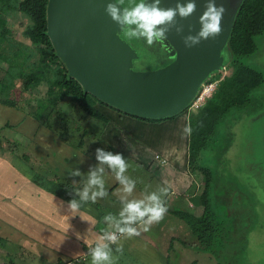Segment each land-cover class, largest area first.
Listing matches in <instances>:
<instances>
[{"label": "rangeland", "instance_id": "374dc122", "mask_svg": "<svg viewBox=\"0 0 264 264\" xmlns=\"http://www.w3.org/2000/svg\"><path fill=\"white\" fill-rule=\"evenodd\" d=\"M31 23V19L23 13L18 12L10 16L8 23V28L11 30L10 39L18 44L21 43L34 48L26 36V30ZM256 40L258 49L254 54L245 57L243 62L264 74V34ZM22 52L19 55L25 57L24 52L21 55ZM10 53L9 50L6 53L0 50V55H2L0 57V79L6 75L7 64L4 58L11 55ZM158 67L157 64H151L148 69L154 70ZM227 70L224 72L223 77L230 75ZM21 86L22 83L18 82V87ZM200 98L191 109L186 110L183 115L178 117L179 121L181 119V121L186 122L188 121L187 118L198 113L200 106L204 104ZM41 100L43 102L47 101L45 84L30 93H25L23 95L24 102L21 104L29 109H34ZM92 101L96 100L92 99ZM4 109L9 108L0 104V127L10 124L12 128L6 129L3 133L6 142L4 146L6 148L2 154L0 153V170L1 172L8 169L14 170L17 166H21L26 168L28 172V161H23L19 164L15 157L29 153L35 143L22 134V128L19 127L21 118L13 114L18 113ZM246 109L232 111L230 116L222 122L218 130L219 138L213 144L214 151L209 150L208 153H202V160L199 162L201 165L210 166L214 172L213 184L215 190L212 197L215 198L216 220L222 225L220 226L221 232L218 234L219 241L211 246V252L224 257L221 264H264V83L253 93L252 103ZM59 110L72 121L71 126H81V134L85 130L88 131L86 136L88 142L85 140L86 145L84 147L86 151L92 154L96 153L97 148L111 151L112 149L110 150L109 148L112 147L110 142L114 143V146L118 147L119 151L111 152L114 154L123 153L124 158L128 162L129 168L126 175L129 172L128 176L134 180H139L142 185L144 184V188L147 186L146 184L154 180L153 176L160 167L157 155L153 154V151H148L146 146H151L155 149L159 148L158 145H155L157 135H161L160 142L162 146L160 148L162 150L165 149L163 152L171 153L170 150L172 145H174L173 135L175 132L172 129L175 128V125L168 124L173 123L174 119L163 121L160 124H150L152 126L147 124L139 126L138 123H133L127 126L128 129L120 130L118 125L115 126L116 123H119L116 118H114L115 124L114 122L105 124L89 117L81 108L76 107L71 102H66L60 106ZM111 114L114 116L113 113ZM121 124L124 125L125 122ZM55 127L59 132L64 131L61 124H55ZM23 131L25 133L26 129L23 128ZM177 132L179 133L178 130ZM69 136L71 138V131ZM133 137L139 142L138 145L134 143L136 139ZM179 140L181 145L175 146L181 148L184 138L181 137ZM105 143H108L107 147ZM226 147H229L227 151L224 150ZM12 148H17L16 154L12 153ZM35 155L32 157H35ZM185 156L186 152L177 156V164L179 166H184L181 159ZM166 158L168 159V156L161 159V162L165 161L163 167L161 165L162 168L171 165ZM39 166V164L35 163L33 167L38 169ZM20 169L25 172L24 169ZM190 170V177L189 174L187 176V184L195 185L199 189V194L202 195L205 190L204 174L196 167L193 168L191 166ZM28 174L31 175V171ZM192 201L197 207L195 198H192ZM180 202L182 203V200ZM184 204L188 207L184 206L179 208V210L188 211V214L194 211V209L192 211L189 207V203L184 201ZM195 214L202 215L203 209L195 211ZM2 222L13 224L10 222L9 211L6 209L0 210V237L2 235V237L6 238L3 243L0 241V264H42L39 258L35 259L36 254L32 255L24 251L26 248L20 241L16 240V233L18 232L15 227H12L14 230H10L11 233L8 235V230L2 228L5 225ZM203 230L206 232L205 228ZM188 240L191 242L190 238ZM193 240L198 241L196 235ZM195 245L198 247L192 246L195 248L193 252L200 253V250H197L200 243ZM201 251L208 252L206 247H203ZM116 255L113 252L114 264H124L126 262L132 264L135 259L126 253L121 256Z\"/></svg>", "mask_w": 264, "mask_h": 264}, {"label": "crops", "instance_id": "0c3cea01", "mask_svg": "<svg viewBox=\"0 0 264 264\" xmlns=\"http://www.w3.org/2000/svg\"><path fill=\"white\" fill-rule=\"evenodd\" d=\"M96 107L106 112L102 111L105 115L107 114L106 116L111 122H114V118H116L119 123L115 124L114 122V124L118 125L120 130L128 129L127 126L133 123H138L139 126L156 124L140 121L108 106L97 104ZM4 110L18 113L13 114L21 118L20 126H18L22 128V134L31 139L48 157L35 155L36 153L31 148L28 153L30 154L28 172L18 168L2 172L0 170V210L6 209L9 211V219L13 223L5 224L2 222L5 224L2 228L8 230V235H10L11 231L14 230L12 227H15L18 232L16 233V240L20 241L26 248L24 251L32 255L36 254L35 259L39 258L42 264H87L91 259L89 253L91 248L95 246L96 237L108 227L103 217L108 214L118 216L121 210L122 205L117 193V189L120 187L118 182L109 172L105 176L108 196L99 199L96 203L82 204L78 212L72 213L68 207V201L33 182L31 176L28 175L29 167H33L35 163L39 164L40 166L36 169L37 172L47 176L48 179L72 186L74 198L78 199L75 196V190L82 188L83 180H86L89 168L97 165L95 154L89 155L84 152L85 150L77 149L62 138L55 129L43 126L36 119L34 120L32 116L22 111L12 110V108ZM181 115L177 116L180 117ZM178 117L176 120H178ZM176 120L174 119L173 123H168L169 125H175V128L172 129L175 134L173 135L174 145L170 150L171 153L163 152L165 149L160 148L162 146L160 142L161 135H157L155 143L159 148L146 146L148 151H153V154L157 155L160 167L161 165L163 167L165 163V161L161 162V159L166 156H168V159H166L171 165L166 168L159 167L158 172L153 176L154 180L146 184L145 188L143 187L144 184L142 185L139 180H135L137 182L136 189L131 197L140 199L145 190L152 192L157 190L158 187H168L169 195L164 198L168 208L167 214L162 221L153 224L148 232L141 230L139 236L127 239L122 237L120 242L123 245V254L115 251L116 245L111 246L114 254H117L116 256L125 253L133 256L135 259L132 264H220L217 257L210 252L201 250L200 253L193 252L194 248L192 246L198 243V241L193 240L194 230L189 223H186L176 214L181 211L179 208L188 207L184 204V201L189 203L192 211L194 209L193 214H195V211L203 209L200 203L199 189L195 185L187 184V176L189 174L190 177L191 171L189 164L190 135H186L183 130L186 126H190V119L187 118L188 121L186 122L181 121V119L180 121ZM123 122H125L124 125L121 124ZM23 128L26 129L25 133ZM181 137L184 138V141L181 148H179L175 145H181L179 144ZM86 142L88 141L86 140ZM134 143L139 144L137 139ZM110 145H112V147H109L110 150L112 149L111 151H119L114 143L110 142ZM105 146L107 147L108 143H105ZM183 152H186V156L181 159L184 166H179L177 156L183 154ZM33 155L35 157H32ZM75 168H78L85 176H69V170ZM192 198H195L197 207ZM195 215L197 217L201 216ZM189 238L191 242L188 240ZM0 239H2L0 240L2 243L6 240L2 235ZM89 264H91V261Z\"/></svg>", "mask_w": 264, "mask_h": 264}, {"label": "trees", "instance_id": "16d2710c", "mask_svg": "<svg viewBox=\"0 0 264 264\" xmlns=\"http://www.w3.org/2000/svg\"><path fill=\"white\" fill-rule=\"evenodd\" d=\"M48 2L49 0H0V50L5 53L8 50L11 52V55L4 58L7 68L6 75L0 79V104L32 116L43 126L56 129L62 138L77 149L85 150L88 131L85 130L81 134L80 125H77L78 127L71 126L72 121L62 114L59 107L66 102H71L91 118L105 124L111 123V120L96 107L97 104L106 105L87 94L76 80L70 78L68 70L58 57L47 35ZM18 12L25 14L32 21L26 30V36L34 48L21 43L18 44L9 37L11 34V30L8 28L9 17ZM263 34L264 0H246L231 38L230 46L233 52V60L227 70L230 75L223 77L224 73H222L213 79L212 82L218 83L214 94L199 108L198 113L189 118L192 129L189 141V164L193 168L199 169L205 177V190L200 196L203 214L197 217L195 214H188L185 211L175 213L193 228L198 243H200L197 250H203V247H206L208 252L212 253L211 246L219 241L218 234L221 232L220 226L222 225L216 220L215 198L212 197L215 190L214 172L210 166L199 163L202 160L201 155L208 153L209 150L214 151L213 144L219 138L218 130L222 122L230 116L232 111L245 110L252 103L253 93L263 85L264 74L243 62L245 57L256 52L258 49L256 39ZM21 51L25 53V57L19 55ZM18 82L22 83L21 87H18ZM43 84L47 88V101H39L34 109L31 108L32 110L27 106H22L23 95L42 87ZM92 99L96 101H92ZM132 117L148 123H161L176 119L178 116L162 120ZM55 124H61L64 131L59 132ZM11 128L10 124L0 127L1 154L6 148L3 133L6 129ZM70 131L71 138H69ZM16 145L17 143L15 147ZM31 148L37 153V156L48 157L37 145L34 144V147ZM16 149H11L13 154H16ZM228 149L229 147H226L224 150L227 151ZM84 152L89 155L92 154L86 150ZM15 159L21 164L23 161H30V156L26 153L19 155V157L16 156ZM17 168L27 171L23 167L17 166ZM29 169L33 182L38 186L68 202L75 199L72 186L48 179L47 176L37 172L36 167H29ZM231 238L233 239V237ZM193 246L198 247L197 245ZM212 254L217 257L221 264L224 257Z\"/></svg>", "mask_w": 264, "mask_h": 264}, {"label": "water", "instance_id": "95a60500", "mask_svg": "<svg viewBox=\"0 0 264 264\" xmlns=\"http://www.w3.org/2000/svg\"><path fill=\"white\" fill-rule=\"evenodd\" d=\"M109 2L49 0L47 35L69 77L87 94L126 115L162 120L191 109L203 88L229 68L231 38L246 0H216L227 10L222 34L192 48L185 47L183 37L200 30L207 0H196L197 11L190 18L177 17L184 25L181 35L173 29L164 44L153 46L124 38L105 13ZM177 2L187 0H161V7ZM151 64L159 67L149 70Z\"/></svg>", "mask_w": 264, "mask_h": 264}, {"label": "clouds", "instance_id": "9594fccd", "mask_svg": "<svg viewBox=\"0 0 264 264\" xmlns=\"http://www.w3.org/2000/svg\"><path fill=\"white\" fill-rule=\"evenodd\" d=\"M197 11L196 0L177 2L174 7H161V0H112L107 3L105 13L118 25L120 34L128 40H144L148 46L157 43L164 44L167 34L175 30L177 35L184 32L180 20H186ZM223 4L219 6L216 0H207L203 14L199 17L200 30L195 35L183 37L186 48L199 45L202 41L216 39L222 34V20L226 13ZM191 28L189 31L191 32ZM184 133L190 135V126L184 128ZM96 166L89 168L82 188L75 190V196L68 207L72 213L78 212L82 204L96 203L108 196L105 176L110 172L119 184L117 193L122 205L118 216L108 214L103 217L108 227L96 237L95 246L90 250L91 264H114L112 245L115 251L123 254L121 238L139 236L141 230L148 232L153 224L163 220L168 212L165 197L169 195L168 187H158L157 190L145 192L142 198H131L137 182L126 175L129 165L120 153L97 148L95 153ZM82 163V162H81ZM69 176L84 177L78 168L69 170Z\"/></svg>", "mask_w": 264, "mask_h": 264}, {"label": "built area", "instance_id": "2783aa9c", "mask_svg": "<svg viewBox=\"0 0 264 264\" xmlns=\"http://www.w3.org/2000/svg\"><path fill=\"white\" fill-rule=\"evenodd\" d=\"M212 81L208 85H206L203 88L202 92H201V95H200L201 98L200 99L203 100V103H205L208 99H210L212 97V95L214 94L215 90H216V87H217L218 83H215V82H212Z\"/></svg>", "mask_w": 264, "mask_h": 264}, {"label": "flooded vegetation", "instance_id": "af4514ba", "mask_svg": "<svg viewBox=\"0 0 264 264\" xmlns=\"http://www.w3.org/2000/svg\"><path fill=\"white\" fill-rule=\"evenodd\" d=\"M194 106V105H193ZM201 107V106H200ZM187 212V211H186ZM188 213V212H187Z\"/></svg>", "mask_w": 264, "mask_h": 264}]
</instances>
